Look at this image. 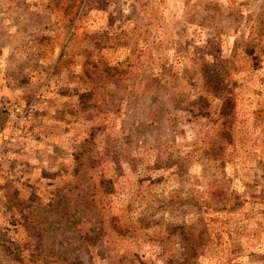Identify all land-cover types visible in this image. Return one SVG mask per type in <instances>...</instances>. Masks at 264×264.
Returning <instances> with one entry per match:
<instances>
[{
    "label": "rangeland",
    "instance_id": "obj_1",
    "mask_svg": "<svg viewBox=\"0 0 264 264\" xmlns=\"http://www.w3.org/2000/svg\"><path fill=\"white\" fill-rule=\"evenodd\" d=\"M0 264H264V0H0Z\"/></svg>",
    "mask_w": 264,
    "mask_h": 264
},
{
    "label": "built area",
    "instance_id": "obj_2",
    "mask_svg": "<svg viewBox=\"0 0 264 264\" xmlns=\"http://www.w3.org/2000/svg\"><path fill=\"white\" fill-rule=\"evenodd\" d=\"M26 112L25 110H22L20 108H16L14 113L15 115H19L20 119H19V122L20 123H24V121L27 120V117H26Z\"/></svg>",
    "mask_w": 264,
    "mask_h": 264
}]
</instances>
